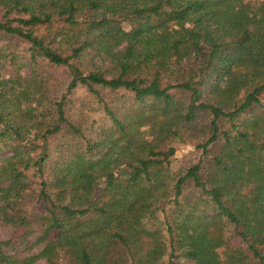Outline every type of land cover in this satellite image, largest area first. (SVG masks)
I'll use <instances>...</instances> for the list:
<instances>
[{
    "label": "trees",
    "instance_id": "trees-1",
    "mask_svg": "<svg viewBox=\"0 0 264 264\" xmlns=\"http://www.w3.org/2000/svg\"><path fill=\"white\" fill-rule=\"evenodd\" d=\"M0 225V264H264V0H0Z\"/></svg>",
    "mask_w": 264,
    "mask_h": 264
},
{
    "label": "rangeland",
    "instance_id": "rangeland-1",
    "mask_svg": "<svg viewBox=\"0 0 264 264\" xmlns=\"http://www.w3.org/2000/svg\"><path fill=\"white\" fill-rule=\"evenodd\" d=\"M78 94L79 93H77V95ZM9 235H10V229L8 227L0 225V238L6 239ZM38 263H41V262L38 261Z\"/></svg>",
    "mask_w": 264,
    "mask_h": 264
}]
</instances>
